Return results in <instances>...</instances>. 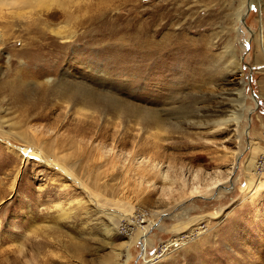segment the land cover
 <instances>
[{"label":"rangeland","instance_id":"374dc122","mask_svg":"<svg viewBox=\"0 0 264 264\" xmlns=\"http://www.w3.org/2000/svg\"><path fill=\"white\" fill-rule=\"evenodd\" d=\"M43 1L0 3V264H200L217 240L264 264V0ZM137 16L166 47L127 48ZM39 33L60 54L33 75ZM66 71L121 107L40 95ZM41 141L56 168L19 154Z\"/></svg>","mask_w":264,"mask_h":264},{"label":"bare ground","instance_id":"6f19581e","mask_svg":"<svg viewBox=\"0 0 264 264\" xmlns=\"http://www.w3.org/2000/svg\"><path fill=\"white\" fill-rule=\"evenodd\" d=\"M17 1H18V5L16 6ZM40 1L41 0H13V1L12 0H0V3L1 4H10L11 6L13 5V7H16V8L20 9L21 8V7H19L20 5H24L25 7H29V8H35V7H37L36 5H38L40 3ZM44 1H43V3H44ZM132 5H133V8L129 9L128 13L134 12L135 4H132ZM64 11H66L64 16H66L68 18L73 17L72 13L70 12V10L66 9ZM14 12L16 13L18 11H14ZM14 12H13V15H14ZM38 12L40 14H47V16H48L46 18V21H45V19L44 20L40 19V21H38L41 24H54V23L51 22V20L52 19L53 20L57 19V18H59V17H61L63 15L62 12L51 8L50 6L47 7V8L44 7V9L39 10ZM17 14L18 15H20V14L23 15V13H20V12H18ZM163 20H164V17H163ZM35 21H37V19ZM135 21L137 22V25L134 26V28L137 27L136 33H135V40L133 41L134 43H133L132 46L127 47L128 49H130L132 51H138L139 49H141V50H152L154 52H158L163 47L167 46L164 43H161L160 41L159 42L158 41H154L152 39H149L148 37L144 38V39L141 38V33H143L146 30H151L152 26L154 25V23L159 22L161 24V27H163V23L165 24V21L164 22L161 21L162 22L161 23L159 21V17H157L156 19H151V20L142 19V16H137V18H135ZM48 27H49L50 31L53 34H55V35L59 36L60 38L64 39L65 42L62 45V48H65L67 46L66 42H68L69 39L72 38V36L65 34L63 30L61 31L60 30L61 27H59V26L49 25ZM153 31H154V29H153ZM155 31H156V33L154 34V36L157 35V30H155ZM40 33H43V32L41 31ZM40 33H39V36H37L38 37L37 40H39L41 36L43 37L42 39H44V40H41V41L39 40L40 42L36 43L39 46V48L35 49L37 51H32L34 53V55H33V58L31 57V59H30V61L31 62L33 61L34 64H33V66L29 67V74H33V75L38 74V72L40 71L41 67H43L44 65H48L47 63H49V61L51 59L59 58L58 55L60 54L53 47L54 38L55 37L47 36V35L40 34ZM36 54H38V55H36ZM29 57H30V54H29ZM17 68H18V66H17ZM14 70H13V72H14ZM24 70L25 69H23V71ZM17 73H19V72H17ZM66 76H68L69 78L70 77H72V78L71 79H69V78L67 79ZM39 86H40V90H41V93H40L41 96H44L45 93L47 92V90H49V88L54 90L55 94L59 97V100H61L60 103L61 104L64 103L65 108H66V112L70 111L72 109L71 102H72V100H76L77 97L83 98L82 100L85 103L82 106L80 105V107H78L77 113H81V114H82V112H81L82 110H85V109H90L91 110V108L89 107L88 103L90 101L93 102L95 100V98L102 99L105 104H107L108 106L113 107L116 110L121 107L120 106L121 102H120L119 98H117L115 95L102 94V93L96 91L95 89H93L91 86H89L87 84H84V82L75 81L74 76H72L69 71L64 72V76L63 77L58 75V78H56V79L55 78H53V79L47 78L46 84L44 83V84L39 85ZM50 92H51V90H50ZM52 93H53V91H52ZM46 94H48V93H46ZM44 103H45V97L41 98V100L37 101L31 107H29V109L27 111H25L24 115L28 116V117L32 116V117H37V118H42V119H48V115L49 114L47 113V111H44V109H43ZM86 104H88V106H86ZM91 112L93 113L92 110H91ZM20 137H23V136H20ZM42 142L43 141H41L38 145H34L33 143L29 142L28 143L29 147L26 148L25 150H23L24 149L23 147H20L21 152H19V154L22 156V158H24L26 160L27 159H31V157H34L38 164H44L47 167H50V168L54 169V168L57 167V165L53 161L49 162V161L46 160V158H45L46 155L45 154L46 153L49 154V153L44 150ZM51 156H53L54 160L58 159L56 154H52ZM220 184L221 183H217L216 186H218ZM61 185L64 186L65 184H61ZM65 186L67 187V185H65ZM59 204H58V206H60ZM144 233H147V228L146 227H143V234ZM176 240H178V239H176ZM174 243L179 245L180 242L178 243L177 241H175ZM224 243L225 242H223L222 240H217V242L212 245L213 250L216 251L214 253V256L211 259H209L208 261H203L200 264H209V263L210 264H221L222 262H223V264H263L261 258H259V255H256V254L253 253V252H255L257 250L256 248H255L256 250H254V246L253 247L248 246V245L241 246L242 242H239V241H235L232 244L234 246V248L239 249L240 252H239V254H237L239 256L234 255V258L231 261H229V260L222 261L221 260L220 261L221 263H216L215 261L216 260L218 261L219 257L221 256V255H219V253H221L224 256V253H222L224 251L221 248L222 244H224ZM232 245H230V246H232ZM212 248L208 247V248H206V251L207 252H208V250L213 251ZM247 251L249 253L253 254V255L252 256H246L245 253ZM193 264H197V263H193Z\"/></svg>","mask_w":264,"mask_h":264},{"label":"water","instance_id":"95a60500","mask_svg":"<svg viewBox=\"0 0 264 264\" xmlns=\"http://www.w3.org/2000/svg\"><path fill=\"white\" fill-rule=\"evenodd\" d=\"M250 6H251V3H250Z\"/></svg>","mask_w":264,"mask_h":264}]
</instances>
